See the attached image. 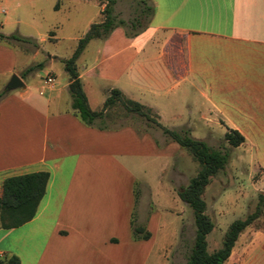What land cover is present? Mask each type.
I'll return each instance as SVG.
<instances>
[{
	"label": "crops",
	"instance_id": "1",
	"mask_svg": "<svg viewBox=\"0 0 264 264\" xmlns=\"http://www.w3.org/2000/svg\"><path fill=\"white\" fill-rule=\"evenodd\" d=\"M149 2L154 15L144 32L129 38L123 28H115L105 40H91L77 59L89 108L100 111L110 91L117 89L150 109L169 129L218 125L224 133L236 130L245 141L235 147L240 160L230 167L231 174L243 173L241 158L247 154L253 167L250 177L262 175L255 189L264 194V0ZM96 3L101 22L103 6ZM3 27L1 22L0 34L8 35L1 32ZM22 54L28 52L0 43V94L6 92L0 97V198L7 177L47 171L49 181L35 207H24L14 216L0 207V258L12 254L19 259L12 238L34 256L32 264H135L133 256L137 264L140 259V264H149L152 252L163 253L176 243L177 232L170 221L160 223L151 215L147 202L150 214L134 217L131 165L151 156L176 157L172 174L179 145L165 137L159 143L131 126H86L71 108L65 71L62 79L43 70L22 76L33 65L23 66ZM14 74L24 87L7 91ZM49 74L52 84L45 83ZM166 171L163 166L160 174ZM234 197H219L213 204L218 210L213 230L226 214L247 215L246 194L239 191ZM13 220L22 222L7 226ZM131 220L145 226L150 238L133 240ZM157 236L160 246L151 252ZM225 264H264V212L241 233Z\"/></svg>",
	"mask_w": 264,
	"mask_h": 264
},
{
	"label": "rangeland",
	"instance_id": "2",
	"mask_svg": "<svg viewBox=\"0 0 264 264\" xmlns=\"http://www.w3.org/2000/svg\"><path fill=\"white\" fill-rule=\"evenodd\" d=\"M135 1L117 0L114 7L115 14L125 20L132 18ZM98 16L99 6L96 0H0V23L4 22L1 32L31 38L38 45V48H35L31 44L14 42V45L19 49L28 52L27 55L22 54L20 57L22 65H35L42 62V70L45 73L53 72L59 79H62L64 75L61 60H48L46 54L64 58L70 56L78 39L88 32L89 22H99ZM36 52H38L37 55H35ZM37 73L38 71H34L29 75ZM49 75L52 77L51 74ZM26 80L28 82V79ZM90 100L91 106L95 108L97 105L94 103V98L90 97ZM97 123V125L107 129L131 126L139 134L148 132L159 143L164 142V136L153 123H148L134 114H127L121 106L108 110L107 116ZM184 129L189 130L191 137L202 140L209 147L225 152L229 156L226 168L211 179L203 194L208 205L206 213L209 217L212 220L215 217L214 213L218 210H213L212 207L219 197L221 200H224L226 195L236 198L234 196H237L239 191L244 192L247 200L249 199L246 214L252 212L257 195L262 194L255 189L254 182L262 175L257 173L250 177L249 171L253 167L250 164L249 156L246 154L241 158L243 162L241 165L245 168L243 173L233 172L231 174L230 167L238 166L240 159H237L236 155L238 150H235V147L230 146L224 140V128L222 126L195 125ZM179 130L181 127L177 126V131ZM175 158L172 157L167 160L151 156L142 164L131 165L135 176V203L137 201L134 217L137 215L139 217L142 214H156L160 223L170 221L171 227L175 228L177 232L176 243L172 239L173 245L167 246L160 254L152 252L160 246V237L155 238L150 246L152 253L148 260L149 264H186L187 255L193 244L195 233L193 214L191 209L177 196V191L187 186L190 178L197 173L199 166L185 150L177 146V167L170 174ZM163 166H166L167 171L160 174V169ZM170 176H172V181L176 186L175 193L169 179ZM227 186H230L229 191H223ZM146 202L149 203L147 211L150 210V213L146 211ZM53 208L56 207L53 206ZM238 218H242V216L226 214L222 220L220 218V221L216 223V228L207 236L209 251L215 250L219 243L221 246L223 232H226L227 226ZM10 244L18 254L21 264L33 263L34 256L28 253V249L23 244L18 245L19 243L13 242L12 238ZM133 257V263L137 264V257ZM138 262L140 264L141 259ZM119 264H125L124 260H120Z\"/></svg>",
	"mask_w": 264,
	"mask_h": 264
},
{
	"label": "trees",
	"instance_id": "3",
	"mask_svg": "<svg viewBox=\"0 0 264 264\" xmlns=\"http://www.w3.org/2000/svg\"><path fill=\"white\" fill-rule=\"evenodd\" d=\"M96 1L100 6H103L101 10V22L91 24L88 32L78 40L71 56L61 59L63 69L69 81L68 92L71 97V108L74 114L86 126L105 129L97 125V121L101 122L107 116L108 110L121 106L127 114H134L148 123H153L161 131L166 141L177 143L181 149L185 150L192 157L198 164L199 169L190 178L187 186L177 191V196L180 200L191 209L195 226L193 244L187 255L186 264H225L241 233L263 214L264 194L257 195L252 212H249L244 218L236 219L229 224L223 236L221 246L213 251H209L207 236L212 232L214 222L206 213L207 204L203 198V194L211 179L225 168L229 156L225 152L209 147L204 141L191 137L189 130L181 129L177 131L161 125L155 113L138 102L126 99L117 89L110 91L100 111H92L89 108L77 68V59L87 44L91 40H105L118 27L124 29L127 37H136L147 29L154 15V7L149 0H136L133 16L128 20L122 19L115 14L114 7L117 0ZM14 42L31 44L35 48H38L37 43L31 38L14 34H0L1 44L11 46L14 45ZM41 70L42 63H38L28 67L22 76ZM5 93L3 91L0 97ZM223 138L232 147H238L245 141L243 135L233 129H228L224 133ZM48 181L49 173L47 171L7 177L2 183L0 207L11 216L19 212L21 213L20 210L24 207H35L38 200L45 193ZM21 222L22 220H13L7 226H14ZM131 237L135 241L147 240L150 238V233L146 230L145 226L137 225L131 220ZM0 264H20V261L15 255L5 254L0 258Z\"/></svg>",
	"mask_w": 264,
	"mask_h": 264
},
{
	"label": "water",
	"instance_id": "4",
	"mask_svg": "<svg viewBox=\"0 0 264 264\" xmlns=\"http://www.w3.org/2000/svg\"><path fill=\"white\" fill-rule=\"evenodd\" d=\"M24 87V83L21 81L20 77H18L17 75H12L11 79L9 80V82L7 83V85L5 86V89L7 91H12L15 89H20Z\"/></svg>",
	"mask_w": 264,
	"mask_h": 264
},
{
	"label": "built area",
	"instance_id": "5",
	"mask_svg": "<svg viewBox=\"0 0 264 264\" xmlns=\"http://www.w3.org/2000/svg\"><path fill=\"white\" fill-rule=\"evenodd\" d=\"M53 81H54V79L50 76L45 78V83H47V84H52Z\"/></svg>",
	"mask_w": 264,
	"mask_h": 264
}]
</instances>
